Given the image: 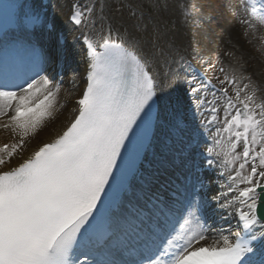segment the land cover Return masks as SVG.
I'll list each match as a JSON object with an SVG mask.
<instances>
[{
    "label": "snow or ice",
    "instance_id": "snow-or-ice-1",
    "mask_svg": "<svg viewBox=\"0 0 264 264\" xmlns=\"http://www.w3.org/2000/svg\"><path fill=\"white\" fill-rule=\"evenodd\" d=\"M260 2L257 10L255 0H249L246 11L264 24V0ZM105 7L72 5L74 25L95 27L99 20L101 28L96 44L84 36L90 70L86 90L77 101L78 114L53 142L38 147L18 166L0 170V264H264V215L258 212L264 207V104L256 103L247 84L239 87L227 77L222 83L236 86L235 91L229 95L228 87L220 89L224 99L219 107L218 101L202 98L201 90L188 83L197 104L210 105L205 108L210 114L206 122L222 120L215 146L234 170L228 192L235 187L238 204L223 193L213 200L236 219L238 230L211 244L202 243L210 238L204 213L216 209L200 197L205 186L192 172L179 229L172 210L160 209L131 241L118 236L120 195L150 147L154 129L166 121L171 129L183 131L184 120L177 111L179 101H173L161 87L164 82L158 84L153 76L148 53L137 51L141 32L146 34L147 29L135 24L124 29L122 38L123 25L106 20ZM15 9L0 0V117L12 113L0 127L19 129L21 139L0 146V169L23 148L24 137L51 115L55 92L50 77L42 73L45 64L66 55L63 44L55 41L45 51L38 39L8 40L5 29L10 26L31 35L51 36L57 30L39 10L21 18ZM160 39L157 35L151 47L163 55ZM169 44L179 54L180 43L171 39ZM173 62L185 71L191 68L182 55ZM214 150L207 151L211 155Z\"/></svg>",
    "mask_w": 264,
    "mask_h": 264
},
{
    "label": "rangeland",
    "instance_id": "rangeland-1",
    "mask_svg": "<svg viewBox=\"0 0 264 264\" xmlns=\"http://www.w3.org/2000/svg\"><path fill=\"white\" fill-rule=\"evenodd\" d=\"M179 1V14L170 16L167 18V10L170 6V0H110V10L105 19L117 21L119 18L128 20V24H124L121 29V37H124V29L131 25L140 24L142 28L147 29V33L141 32L142 39L140 46L144 49L150 50L154 53H159L158 49L151 47L152 42L157 35L161 36L159 41L160 46L164 49V57L172 60L173 57L179 59V55L185 57L194 58L199 64L205 66L206 71L217 80L219 83L225 79V77H233L236 75L237 68L234 70H226V58L230 55L223 45L221 46V36L227 26L238 28L242 30H250L254 32L258 40L257 46L252 45L250 53L257 60L264 61V24L259 22L258 18H254L253 14L246 11L249 7V0H178ZM257 10L261 8L260 0H255ZM159 5V7H157ZM132 12L136 13V16L131 15ZM114 16L118 17L117 20ZM147 16L152 17V21H148ZM163 16V19H162ZM166 16V17H165ZM139 18V19H138ZM155 19V20H154ZM165 19V23H164ZM124 20V21H125ZM242 21H248L243 23ZM119 26V25H117ZM128 30H131L130 27ZM171 32H178V39L181 47L179 48V54L175 49H172L169 40L172 36L168 34ZM167 38V39H165ZM146 45V47L144 46ZM248 52V51H247ZM249 53V52H248ZM160 54V53H159ZM204 59L209 61L204 64ZM236 67V66H235ZM239 67H242L239 65ZM223 69V72L221 71ZM243 69H250L244 67ZM256 76L259 77L261 82V91L264 95V75L263 70L257 68ZM188 99V105L190 114L188 112L186 122L192 117L191 108H199L200 113H204L207 117L205 108L209 105L201 106L196 102V97H191V89L186 90ZM203 98L204 94H200ZM185 99V98H184ZM208 100H213L207 96ZM195 110L194 116L197 115ZM58 120V119H57ZM195 123V122H194ZM47 131H40L35 139L36 144L47 139ZM180 150V149H179ZM178 150L174 151L171 155L169 162L176 160ZM251 165L247 170H250ZM178 171H175L174 175ZM229 173L234 174V170L231 168ZM176 180V179H175ZM169 180H165L166 183ZM244 186V185H243ZM186 186L181 181L177 180V187L171 185L170 190L174 193L175 202L184 200ZM176 196V197H175Z\"/></svg>",
    "mask_w": 264,
    "mask_h": 264
},
{
    "label": "bare ground",
    "instance_id": "bare-ground-1",
    "mask_svg": "<svg viewBox=\"0 0 264 264\" xmlns=\"http://www.w3.org/2000/svg\"><path fill=\"white\" fill-rule=\"evenodd\" d=\"M179 1L178 0H170V6L167 10V18L169 19L170 16H175V14H179L180 10H179ZM166 17V16H165ZM114 19L117 20L118 17L114 16ZM163 19V16H162ZM125 19H121L119 18L120 24L124 25V24H128V20ZM165 19H164V23H165ZM132 28L131 25L128 26L127 28L129 29ZM255 33L252 31L248 30H242V29H238V28H233L230 26H227L226 29L223 32V35L221 36V46L222 45L227 48V51L229 52V56L226 58V70H234V68H236L235 66H239V64H241L242 66L245 67H249L250 71H252L253 73V78L255 79L254 82L256 84V86L258 87V89H261V82L259 80V77L256 76V69L259 68L261 70L264 69V61L262 60H257L254 58V56H252V53H250V48L252 47V45L257 46L258 44V40L256 35H254ZM169 36H172V39H176L177 42L179 43V39H178V32H171L168 34V39L170 38ZM142 46V45H141ZM146 47V45H144ZM249 53H248V52ZM145 53H148L147 55V59L149 61V64L151 66V70L154 72V74L156 75L158 82L160 83V81H163L164 83L161 85V87L163 88V90L168 93H171L172 99L173 101L174 99V95H185L186 93V85H185V80L184 77L182 76V74L180 73V70L177 68V66L174 64V62L172 63L169 59H164L162 60V58H164V55H160L159 53H151L149 50L147 49H140V54L141 55H145ZM161 56V57H159ZM51 66V63H49L48 67ZM51 68V67H50ZM263 75H264V71H263ZM263 97V96H262ZM55 98V97H54ZM52 107H56L55 105V99L53 102V106ZM60 108V107H57ZM179 111V110H177ZM11 115V112L9 113V116ZM6 116V117H9ZM47 119V120H46ZM45 120L47 121L48 124V130H47V140L51 141L53 140V138L56 136V133H58V127L62 126L63 122L66 121L67 117L66 114L63 115L61 114L58 122L52 125V122L49 120L50 118H46ZM44 120V121H45ZM44 121L41 123L43 124ZM7 123V122H5ZM166 125V129H171L168 125V123L165 121L163 122ZM4 124V123H3ZM1 124V125H3ZM220 128V126L218 127ZM160 129L163 130V127L160 126ZM197 129H202V130H208L211 131V127L210 125H206L204 123V121L202 119H200V122L196 124V128ZM211 129V130H210ZM169 133H171V131H169ZM20 130L17 129L16 131H13L11 127L9 128H3L0 127V136L5 137L6 140L11 141L12 143H17L20 137ZM159 144H164L165 146L164 148L168 145L167 141H162V140H158ZM26 147H23L22 149L18 150V152L14 155V158L11 159L10 162L6 163V165L0 169V170H8L10 167L12 166H17L19 165L21 162H23L24 159L28 158V154L26 156H24V154H26V148L27 147H32L34 144L32 141H29V139H26V143H25ZM183 146V145H181ZM173 147V146H172ZM171 147V148H172ZM174 165H172L173 167ZM181 216V211H179V213L174 217L173 219V223H175V226L178 225L179 226L181 223H183V220L180 219ZM176 221H179L178 223ZM220 228V226L218 227Z\"/></svg>",
    "mask_w": 264,
    "mask_h": 264
}]
</instances>
